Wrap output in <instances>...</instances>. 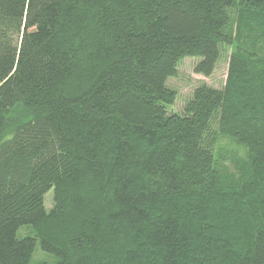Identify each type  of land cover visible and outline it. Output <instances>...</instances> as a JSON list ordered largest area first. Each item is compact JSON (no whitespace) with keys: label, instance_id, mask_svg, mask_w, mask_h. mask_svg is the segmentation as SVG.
<instances>
[{"label":"trees","instance_id":"16d2710c","mask_svg":"<svg viewBox=\"0 0 264 264\" xmlns=\"http://www.w3.org/2000/svg\"><path fill=\"white\" fill-rule=\"evenodd\" d=\"M0 264H264V0H0Z\"/></svg>","mask_w":264,"mask_h":264},{"label":"rangeland","instance_id":"374dc122","mask_svg":"<svg viewBox=\"0 0 264 264\" xmlns=\"http://www.w3.org/2000/svg\"><path fill=\"white\" fill-rule=\"evenodd\" d=\"M228 58L229 54H224L217 66V69L210 77H204L195 72V66L198 63L197 58H186L178 67L177 76L168 80V87L177 91V100L172 107V112H182L187 101L191 99L192 94L199 85L206 84L216 89H222L226 85L228 76ZM51 194L47 195L46 205L51 207ZM22 235L27 233L26 229L21 230ZM44 257L37 252L34 260Z\"/></svg>","mask_w":264,"mask_h":264}]
</instances>
